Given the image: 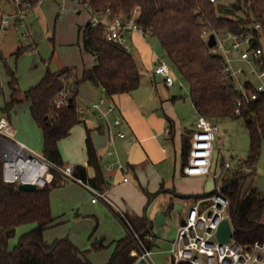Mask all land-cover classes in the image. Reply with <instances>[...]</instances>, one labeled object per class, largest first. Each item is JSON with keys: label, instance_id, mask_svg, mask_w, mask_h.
I'll use <instances>...</instances> for the list:
<instances>
[{"label": "trees", "instance_id": "1", "mask_svg": "<svg viewBox=\"0 0 264 264\" xmlns=\"http://www.w3.org/2000/svg\"><path fill=\"white\" fill-rule=\"evenodd\" d=\"M31 2L35 4V0ZM77 3L90 10L96 19H102L108 13V21L116 17L129 19L136 12V25L156 39L169 63L188 85L189 99L196 115L213 124L220 119L242 121L249 135L248 155L239 168L231 172L228 180H222V194L229 204L233 240L239 245L264 244V196L256 189L244 188L247 176L241 171L242 168H253L264 144V92L257 94L254 101L244 98L225 80L222 58L213 55L201 39L203 32L240 34L259 24L261 30L255 37L264 41V0H237L231 6L217 8L206 0H77ZM239 12L245 15L244 19L237 17ZM77 45L82 52L93 57V67L83 69L79 78L72 68H62L57 72L46 68L40 82L21 93L20 99L17 98L20 93L15 75L1 59L10 91L2 113L8 116L15 105L28 103L30 116L42 134L41 155L57 168L65 167L58 142L66 139L73 127L83 125L75 103L79 87L88 83L101 88L111 100L131 94L140 83L135 61L126 49L105 40L104 25L92 26V22H88L78 27ZM30 48V45L20 46L13 56L17 59ZM244 87L247 92H252L248 84ZM62 91L68 92L71 108H55L57 96ZM85 134L86 165L94 175L89 178L86 168L76 166L73 178L103 192L104 180L90 131L86 128ZM188 148V140L185 139L181 148L183 164ZM1 170L0 161V247L3 249L0 251V264H91L87 259L88 253L78 250L68 239L45 241V232L59 224L50 214V193L68 180L51 170L52 180L45 188L26 193L18 191L16 185L3 183ZM126 217L145 249L150 250L151 242L145 239L149 230L147 225ZM26 225L35 227L22 234L13 250L8 252L5 232ZM124 230L125 236L115 242L108 264H134L136 261L131 252L137 254V244L132 233Z\"/></svg>", "mask_w": 264, "mask_h": 264}, {"label": "built area", "instance_id": "2", "mask_svg": "<svg viewBox=\"0 0 264 264\" xmlns=\"http://www.w3.org/2000/svg\"><path fill=\"white\" fill-rule=\"evenodd\" d=\"M45 1L67 0H0V35L13 29L26 28L25 22L28 12L35 6ZM77 3V0H74ZM214 8L219 6L228 7L236 3L237 0H206ZM6 6L12 8V13H7ZM65 13L62 7L60 14ZM240 13V12H239ZM137 13L134 12L129 19L116 17L108 21L109 14L106 13L102 19H94L92 26L104 25L105 40L115 43L125 49V38L132 35H138L143 38L146 34L136 25ZM259 24L249 27L248 32L234 34L231 32H222V38L216 33H205L201 35L202 41L207 44L210 35L215 38V46L211 49L213 55L222 58V70L225 80L234 87L244 98L254 101L257 94L264 92V43L257 39L255 34L260 32ZM24 44H28L26 33L22 35ZM256 44L257 46H255ZM228 47V50H226ZM219 51V54L216 53ZM128 52V51H127ZM233 52L234 58L228 53ZM246 67V70L239 65ZM153 75L160 77L166 87H171L174 83L170 68L159 61L153 69ZM240 78H243L242 80ZM253 79L258 84H253ZM252 87V92H247L244 85ZM68 104V92L62 91L57 96L55 108H61ZM117 106L114 102L100 98L88 107L79 106L76 112L79 115L89 111L103 125L110 141L113 139H123L124 134L119 131L123 121L119 117H114L117 112ZM217 126L204 117L198 116L195 124V131L191 135L187 163L182 172L186 177H202L209 175L212 161L213 145L217 134ZM0 137H2L1 163L2 181L9 185H29L36 189L45 188L52 180L51 170L58 172L68 181H75L86 189L91 195V203L98 201L110 205L121 222L124 229H127L133 235L140 255L139 259L144 260L146 264H153L152 252L145 249L140 238L134 233L126 215L110 203L106 193L99 192L88 185L82 184L73 178V168L65 166L57 168L41 155H38L28 149L22 143L13 139V135L8 122L0 119ZM119 168H122L121 166ZM230 164L225 161L219 173L212 176L214 180V189L211 194L193 202L186 211L182 222L176 231L174 240L170 244L168 254L170 264H264V244L255 242L251 245H239L233 238L228 244H219L215 239L216 231L220 223L227 219L228 201L222 194V178L224 173L230 169ZM134 255V254H133Z\"/></svg>", "mask_w": 264, "mask_h": 264}, {"label": "rangeland", "instance_id": "3", "mask_svg": "<svg viewBox=\"0 0 264 264\" xmlns=\"http://www.w3.org/2000/svg\"><path fill=\"white\" fill-rule=\"evenodd\" d=\"M75 4L76 2L74 0L67 1V3L64 5L65 14H60L55 23H52V21L48 23L45 21V19H42L40 21L41 25L39 24V30L41 31L38 33L36 49H28L17 59H15L13 56L16 48L20 46H26L22 37L25 30L11 28L7 35L0 36V50L2 51L3 55L8 56V59H6L15 73L17 87L21 93L28 90L31 86L36 84L38 80H40L44 74L47 64L49 65L48 69L51 72H55V70L61 68L62 63L69 59L70 54L75 51L71 49V46L69 47V44L73 43L75 45L76 43V29L78 27H83L88 22L93 21L90 15V10L81 8L80 6H78L80 14L77 15V13L74 11ZM62 7V3L58 2V6L55 7V11L58 10L60 12ZM75 10L78 11V9ZM236 15L239 18H245V15L241 12L236 13ZM54 35L55 44L52 41V37ZM217 36L219 38L223 37L222 33H218ZM262 42L264 43L263 40ZM146 43L148 44L152 54L160 56L162 58V62L170 68L172 72V78L174 79L175 83L172 88L167 90L162 84L161 79L156 77L154 79L155 85H152L150 69L147 65L148 63H144L141 53L135 47H132L127 41V44L124 43L125 49L129 51L130 55L135 60L141 75L140 87L132 95L133 101L137 106L142 108L146 114H152L154 117L156 116L164 119L163 114L171 117L175 116L180 125L187 130L183 137V140H185L188 138L191 132L195 131V128L191 127L195 116L189 99L188 85L169 63L156 39L149 36L146 38ZM73 48L75 49V47ZM216 53L219 54V51H216ZM9 55H11L10 58ZM228 55L232 58L235 57L233 52L228 53ZM1 57L2 56H0V58ZM239 67L246 70V67L241 64ZM0 77L2 83L4 84L3 89L5 92V100L7 102L9 90L6 87V77L1 64ZM240 79L242 80L243 78ZM252 81L254 85L258 84L257 80L253 79ZM179 84H181V86H179ZM20 95L21 94L17 96L18 99H20ZM75 102L77 106L81 105L79 97ZM160 102H163V104L161 105ZM3 104V98H1L0 116L5 115L1 110ZM82 106L84 107V105ZM15 108L17 109V115L20 119V128H26V126L28 127V121H31V119L25 103L17 104V107ZM87 113H89V111H86L80 116L82 117ZM13 117L14 116L11 117L10 115V122L11 119L12 121L14 120ZM97 122L98 119L95 116L88 117L86 127L92 128L91 126H95ZM216 126L218 132L213 145L212 162L209 171L210 175L203 178L204 181L201 186V188L206 192H209L212 189L213 179L211 176L221 171L225 161L230 164L231 168L224 173L222 178L223 181L228 180L231 172L239 168V165H241L242 161L246 159L249 151V135L242 121L220 119L216 121ZM166 127L167 125H165V128ZM36 129L35 131L37 132ZM77 129L79 134H85L83 125H79L78 128L72 132L73 141L75 143L68 144V146L65 148L66 154H68V159L63 158V161L68 164L66 166H71V164L80 165L79 163H76L79 162L80 158V153H78L79 149L76 144L78 140L75 139V133H77ZM29 130L34 131V128H29ZM27 134L32 139V134L30 132ZM162 139L163 138L161 137L158 142L162 143ZM40 141L41 138L40 140L38 139L37 143L39 144ZM165 149L168 152L167 157L169 158V162L159 165V167L155 169L158 183L163 182L164 186L169 189L171 188L172 184H175V187H177V185L180 183L188 184L187 181H189V179L187 178V180L183 181L173 178L172 145L166 144ZM34 150H36L34 152L40 153L38 149ZM74 152H76L75 155H73ZM241 171L245 176H247L244 188L248 187L250 189H256L264 196V144H262L260 147L259 157L253 168L249 170L242 168ZM199 181H194V185H199ZM91 198L92 197L90 193L84 191L79 186L74 185V183L71 181H67L64 187L53 189L49 196L50 213L52 217H57L64 214L70 222L61 226H56V228L51 229V231L48 230L50 232H47L45 240L47 237L52 238L63 236L58 238V240L68 237V239H70L76 246L80 248L86 246V244L89 242L90 236L92 235V242H95L102 237H105L109 242L113 238H120L119 234L122 229L120 228L119 223L113 213L108 210L106 204L103 202L98 201L96 206L92 205ZM166 203L167 198L165 196L156 198L151 204V207H149V212L147 214L149 215L152 209L162 208V206H164ZM75 213L79 215L77 219L74 218ZM92 216H95L96 221L92 219ZM170 216V226L167 228L169 231H166V226L156 225L155 221L152 224L151 234H154L156 238L159 239L158 249L155 248L153 253L158 251L159 248L162 251L168 250V246L163 241L164 239L170 240L173 238L176 225L180 220H182V215L174 212V210H172ZM96 223L98 226L94 232ZM262 223L264 224V215L262 218ZM34 227V225H26L17 228L15 237L7 240V251L11 252L16 246L18 238L22 234L32 230ZM48 233H50V236ZM136 248L138 247L136 246ZM2 250L3 249L0 247V251ZM139 255L140 252L137 249V254L134 253V256L137 257ZM151 260L153 264H167L166 256L153 254Z\"/></svg>", "mask_w": 264, "mask_h": 264}, {"label": "crops", "instance_id": "4", "mask_svg": "<svg viewBox=\"0 0 264 264\" xmlns=\"http://www.w3.org/2000/svg\"><path fill=\"white\" fill-rule=\"evenodd\" d=\"M67 1H70V0H67ZM67 1L63 3L61 1H45L33 7L28 12V17L25 22L26 28L24 32L28 36L29 42L27 45H30L31 48L36 49L37 47L36 41L38 40V33L39 31H41L39 30L40 21L42 19H45V21H47L48 23H50L51 21L52 23L53 22L55 23V21L60 16V12L58 10L55 11V7L58 6V2H61L63 5V8L65 9L64 5L67 3ZM78 6H80L78 3H76L74 6V11L77 13V15L80 14ZM75 9H78V11ZM4 10L9 14L12 13V8L10 6H6ZM64 14L65 13H63L62 15ZM91 18L92 20L96 19L92 15H91ZM7 34L8 32H4L0 36L7 35ZM147 37H149V35H145L143 38H141L140 36L135 34V35H132L131 37L125 38L124 43L127 44V41H128L132 47H135L141 53L142 60L144 61V63H148L147 65L149 66V69H150L151 83L152 85H155L154 79L157 76L153 75L152 68L154 69L156 64L159 61H162V58L160 56L152 54L150 48L148 47V44L146 43ZM52 41L55 44V35L52 37ZM0 45H1V41H0ZM70 46H71V49L75 51H73V53L70 54L69 59H67L64 63H62V66L60 69L62 68L75 69V74L79 78L81 71L83 69H88V68L93 67L94 59L91 55L82 52L80 47L77 45V29H76V43L75 45L71 43L69 44V47ZM73 47H75V49ZM18 48L19 47H17L16 50ZM0 56H2L0 58V64L3 66L1 62V59H3L6 65L8 66V68L13 72L7 60L8 56L3 55L1 50H0ZM10 57L11 55H9V58ZM48 67L49 65L47 64L46 68ZM60 69L55 70V72L59 71ZM5 77H6V87H7L8 77L6 76V73H5ZM42 77L40 78V80L42 79ZM140 78H141V75H140ZM40 80H38V82L34 84L33 86H31L29 89L36 86L40 82ZM140 82H141V79H140ZM174 83L171 87H166L162 81V84L167 90L172 88L174 86ZM179 86H181V84H179ZM139 87H140V83H139ZM3 88H4V84L2 83L1 77H0V99L3 98V101L5 103L6 102L5 92ZM134 92L128 95L116 96L110 100L114 102V104L117 106V109H118L114 117H119L123 121V124L119 129V131H121L124 134L123 139L115 138L112 141H110L102 123L99 120L95 126H91L92 128H87L86 127L87 118L94 117L93 114L91 115L90 112H89L90 114L87 113L86 115H83L81 117V120L83 122L84 131H85V128L90 131V140L96 152V156L98 158V163H99V168H100L103 180H104V191L103 192L106 193L107 199L114 206V208L124 213L125 215L130 216L134 220L142 221L145 225H147V230L149 227V230H148V233L145 239L151 242L150 251L153 253L155 248L158 249L159 239L156 238L154 234H151V228H152V224L154 223L158 215L160 213L165 214L164 222L162 226H166V231H169V229L167 228L170 226L169 220H171L170 214L172 210H174V212L176 213H179V215H182V219H183L186 211L188 210L189 206L193 202H195L196 200L200 198L206 197L207 195L212 193L214 189V180H213L211 191L206 192L201 188L202 183L204 181L203 178L206 176L186 177L183 175L182 169L187 163V158H186V162L183 164L182 158H181V148H182L183 137L187 130L180 125L179 121L176 119L175 116L171 117V116H167L163 114L164 119H162L161 117H156V116L154 117V115L152 114H146L142 108H140L134 103L133 97H132ZM19 93L21 94L20 91ZM9 96H10V91H9ZM78 97H79V101L81 104L79 106L84 105V107H88L90 104L96 102L100 98L107 99V97L105 96L101 88L93 87L89 85L88 83H84L79 87L76 99ZM160 103L161 105L163 104V102H160ZM25 105L29 113V104L25 103ZM15 107H17V105H15L14 108L10 111L11 114L9 113L8 116L1 115L0 119H5L8 122L12 135H13V139L15 141L22 143L23 145H25L28 149H30L33 152L36 151L34 149H38L40 153H36V152L34 153L41 155L42 134H41L40 129L36 126V124L32 120L30 113H29V116H30L31 121H28V127L27 126L26 128L22 127L27 130L20 128V122H19L20 119L18 118L17 109ZM193 112H194L195 118H194V121L191 127L195 128V124H196V120L198 116L196 115L194 109H193ZM10 115L11 117L14 116L13 117L14 120L12 121L11 119V122H10ZM214 124L216 125V123ZM165 125H167L166 128H165ZM78 126L79 125L73 127L71 129L70 135L66 139L58 142L57 144L62 161H63V158L68 159L67 158L68 154H66L65 148L66 146H68V144L75 143L73 141L72 132L76 130ZM29 128H32V129L34 128V131H30ZM35 129L37 130L38 133L35 131ZM28 132L32 134V139L27 134ZM76 132L77 133H75V139L78 140L76 144L79 149L78 153H80L79 162H76V163H79L80 165L71 164V167L74 168L76 166H81V167L86 168L88 177L92 178L94 175V172L92 169L87 168V165H86L85 144H84L86 134L84 135L83 133L82 135L81 133L79 134L78 129ZM192 133L193 132H191L188 138H186V140H188V145L190 143ZM161 137L163 138L162 143L158 142ZM40 138H41V141L38 144L37 142H38V139L40 140ZM2 141L3 139L2 137H0V155H1ZM166 144H171L172 149H173V159H172L173 178L182 180V181L189 179L190 182L187 181L188 184L180 183L177 185V187H175V184H172L171 188L169 189L164 186L163 182L158 183L156 179L157 174H156L155 169L159 167V165L166 164L167 162H169L168 161L169 158L167 157L168 152L165 149ZM75 154L76 152H74L73 155ZM187 157H188V152H187ZM0 161H1V157H0ZM63 163L65 166L68 165L65 161H63ZM120 166L122 168H119ZM193 180L194 181L200 180L199 185H194ZM65 185L66 183L62 184V186L60 187H64ZM74 185H77L80 188H82L84 191L88 192L86 189H84L79 184L74 183ZM60 187H57V188H60ZM160 196H165L167 198V203L164 206H162V208L152 209V211H150L148 215L147 213L149 212V207H151V204L153 203V201ZM97 203H91V204L96 206ZM106 207L108 208V210H110L113 213V215L115 216L116 220L119 223L120 228L122 229V231L119 234L120 238H117V239L113 238L109 242L105 237H102L99 240L92 242V237H93L92 235L90 236L89 242L86 244V246L80 247V248L76 246L70 239H68V237L65 238V239H68L78 250L86 251L88 253L87 259L89 260L91 264H108V261L110 257L112 256L114 249H115V242L125 236V230L117 217V213L110 205L106 204ZM77 217H79V215L75 213L74 218L77 219ZM52 218L55 219L57 223H59L57 226H61L63 224H67L70 222L64 214H62L61 216L52 217ZM92 219L96 221L95 216H92ZM181 222L182 220H180L178 224L176 225V230H175V234L173 238L170 240L164 239L163 241L168 246V250L170 249V244L174 240L177 228ZM97 226L98 225L96 223L94 232L96 231ZM53 228H56V227H53ZM123 230H124V233H123ZM50 231H47V232H50ZM15 232H16V229H15ZM47 232L45 233V237L47 236L46 235ZM49 234L50 233H48V235ZM61 237L63 236L52 237V238L47 237L45 241L48 243H51L55 240H58V238H61ZM168 250L162 251L159 248V250L153 254L166 256L167 264H170V256L168 254ZM134 253L135 252H131L132 257H135L133 255ZM135 258L137 261V257Z\"/></svg>", "mask_w": 264, "mask_h": 264}, {"label": "water", "instance_id": "5", "mask_svg": "<svg viewBox=\"0 0 264 264\" xmlns=\"http://www.w3.org/2000/svg\"><path fill=\"white\" fill-rule=\"evenodd\" d=\"M207 48L212 49L215 46V38L213 35H210L208 42L206 44ZM226 50H228V47H226ZM67 106L69 108L72 107V100L68 99V104ZM17 190L20 192H34L36 190V188L34 186H29V185H18L17 186ZM164 213H160L158 215V217L155 220L156 225L158 226H162L163 222H164ZM183 222L180 223L181 226H183ZM149 228V227H148ZM5 239L9 240L12 239L13 237H15V229H11L5 232L4 234ZM232 238V227H231V223L227 220L224 219L215 234V239L216 241L223 245V244H228L230 239ZM134 264H146L144 260L139 259L138 261H136Z\"/></svg>", "mask_w": 264, "mask_h": 264}]
</instances>
